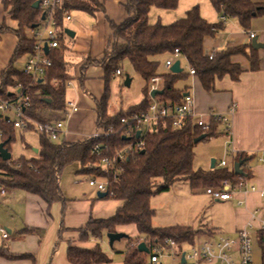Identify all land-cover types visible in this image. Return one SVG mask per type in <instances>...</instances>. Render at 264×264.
Here are the masks:
<instances>
[{
    "label": "trees",
    "instance_id": "trees-1",
    "mask_svg": "<svg viewBox=\"0 0 264 264\" xmlns=\"http://www.w3.org/2000/svg\"><path fill=\"white\" fill-rule=\"evenodd\" d=\"M181 0H126L124 7L128 19L121 25L112 24V38L106 49L105 56L100 63L90 62L89 65L99 66L104 70V93L101 101H97V129L108 130L115 128L122 130L121 119L133 113L147 112L152 97L149 96L150 81L154 78L162 79V95L157 100L162 104L177 105L183 95L189 90L186 85L191 77L188 70L174 75L165 69V62L179 50L182 57L179 62H186L188 67L194 68L195 77L200 80L205 92L213 90L217 81L229 76L234 82L240 81L243 73L241 67L232 63V58L244 55L251 63V71L260 68L258 50L250 48H236L221 50L210 56L203 50L207 37H214L217 32L225 28L228 21H237L243 31L249 32L255 19L264 18V0H209L210 4L220 17L218 24H213L201 15L199 7L191 9L184 18L174 24L152 25L149 21L152 10L173 12L179 8ZM39 0H1L7 16L17 22L15 32L19 44L8 67L1 75L0 99L17 102L25 95L29 96L32 107L26 111V116L37 123H57L62 121V114L66 111V90L69 83L67 64L65 62V20L73 13L87 14L96 17L105 10L99 0H63L61 10L57 11L55 20L60 31V48L49 52L51 67L46 76L40 81L33 82L24 71L16 69L17 63L27 57L35 45L30 36L33 27L42 22L44 11L34 6ZM10 31L0 28V37ZM127 63L135 73L146 83L143 91L145 100L128 111H122L117 116L109 113L111 100V85L116 71L122 70ZM83 71L85 70L82 68ZM181 85H186L183 88ZM22 87V91L18 90ZM20 95V96H19ZM48 111V113L46 112ZM212 130L204 134L192 126L174 131L172 128L161 131L158 135L144 138L145 149L136 152L129 160L122 163L117 178L113 172L103 173L100 167V158L94 153L97 145L102 147L103 156H113L118 150L126 147L131 141L124 140L121 135L110 137L103 141L89 140L85 142L49 143L43 137L40 142V152L37 159L17 162H4L0 158V172L9 183H4L7 189H17L41 198L50 208L54 204L65 200L60 191L59 179L61 172L74 163H79L82 170L79 175L106 178L109 182V192L106 199L121 203L122 206L115 216L106 220H90L83 230L79 231L80 241L90 243L91 239L102 240L106 234H116L121 227H134L139 239H145L152 245L164 243L167 239L173 240L178 247L195 245L201 232H194L190 228H168L159 230L154 228L155 211L151 207V200L155 195L165 193L180 182H187L195 189L221 188L229 181L238 184L251 178L244 169L248 160L240 155L233 164L244 162L242 170L245 176L238 177L235 170L215 168L207 171H193L195 162V140L201 136L216 138L219 125L212 124ZM14 125H8L0 118V132L5 149L10 153L11 145L15 140ZM25 130H33L26 127ZM250 160V159H249ZM157 189V190H156ZM62 232V230H61ZM211 235V234H209ZM131 239L129 236L127 237ZM261 246V260L264 264V231L257 235ZM132 243L128 246L123 264H146L148 255L143 254ZM70 264H110L107 254L97 245L94 249L85 250L74 247L71 243L68 248ZM0 258L15 261L22 257L10 253L9 245L0 238Z\"/></svg>",
    "mask_w": 264,
    "mask_h": 264
},
{
    "label": "crops",
    "instance_id": "crops-1",
    "mask_svg": "<svg viewBox=\"0 0 264 264\" xmlns=\"http://www.w3.org/2000/svg\"><path fill=\"white\" fill-rule=\"evenodd\" d=\"M203 18L206 19L205 17ZM208 21L213 24H218L221 19L217 16L214 22ZM70 23L64 22L65 29H67V25ZM18 26L17 22L7 16L0 0V28L5 27L10 30L7 34L0 37V83L1 75L8 67L19 44V40L15 34ZM251 33L256 35L255 39L250 38ZM105 36L103 37V44L106 46L108 37ZM75 37L76 35L74 34ZM253 42H256L258 46L257 50L260 63L258 71H251V63L248 59L244 55H237L231 60L233 64H238L243 71L240 77L241 80L237 83L229 76H225L222 80L215 83L212 91L205 92L200 80L192 76L186 85L189 88L187 93L195 97V111L201 116H208L210 112H216L222 115L227 114L230 108L235 106L236 113L232 117L233 126L231 138L225 135V128L223 126H219L217 131L219 135L223 136L216 138L225 139L226 145L229 143V139L233 141L236 156L228 155L226 153V147L225 154L234 160L240 155H245L248 162L244 169L251 175L250 179L245 180L246 184L249 187H255L258 190L264 191V164L260 162L264 157V18L255 19L252 22L249 32L243 31L236 20L228 21L223 30L217 32L214 37H207L205 39L203 50L205 55L208 56L221 52V50L236 48H247L249 53ZM91 47L92 43L90 47L86 48L88 56L85 58L84 65L80 68V76L82 74L81 84L85 89L84 93L87 92L90 95H92L91 91L86 88V82H84L83 77L85 72L96 68L94 65H89L88 63L98 62L97 57H93V48ZM184 65H186L185 70H188L186 62H184ZM180 66L183 68V62H180ZM82 68L85 70L83 71ZM69 73L68 69V75ZM186 85H181L180 87L183 88ZM103 93L101 92L99 94L96 102L101 101ZM141 97V100L137 102L128 98V100L124 101V105H121L117 101L118 98H112L111 96L109 103L110 115L117 116L122 111H128L132 107L138 106L145 100L144 95ZM67 105L68 102H66V111L63 113V116H66V118L62 122L65 124V129L69 131L67 130L68 134L62 140L71 144L83 142L82 140L75 139L80 137L82 132L79 133V130L73 129V126L76 122H80V128H84L85 122L91 116L88 114H79L80 109L78 113L70 114ZM96 107L94 108L95 116L93 117L95 129H97ZM46 112L48 113V111ZM39 152L40 150L36 153V158L39 157ZM220 163H217V165ZM80 167L77 170L78 174L82 170ZM81 176L83 179H87L84 175ZM8 192L6 197L0 198V227L8 235L9 239L5 242L10 247V253L22 258L16 259L15 261L0 258V264H70L68 259L70 243L74 247L85 250L94 249L98 243L96 239H91L90 243L81 242L79 240V231L85 229L91 219L106 220L114 217L118 209L122 206L121 203L106 198L100 200L98 199V194L90 190L84 193L79 192L77 197L69 200L64 199L65 201L63 203L54 204L51 208L47 206L45 201L33 194L25 193L17 189H8ZM241 199L247 200V208L249 211L264 208V199L260 197L259 192L249 193L247 195L242 192L237 193L231 201L223 202L224 204L230 202L234 205V216L237 218L231 232V235L234 236L236 235V228L241 223L237 216L240 212L237 204ZM254 225L258 230V222ZM124 228L126 227L118 229L117 233L126 234ZM129 234L132 238L138 237L134 227L129 231ZM255 235H258V232ZM212 237L209 238L211 239ZM0 238L3 239L1 234ZM101 250L109 256L111 260L110 264H115V258L111 253L109 254L107 246L101 247ZM119 264H123V261Z\"/></svg>",
    "mask_w": 264,
    "mask_h": 264
},
{
    "label": "rangeland",
    "instance_id": "rangeland-1",
    "mask_svg": "<svg viewBox=\"0 0 264 264\" xmlns=\"http://www.w3.org/2000/svg\"><path fill=\"white\" fill-rule=\"evenodd\" d=\"M99 1L103 4L105 10L100 12L96 17H91L84 13L72 14L73 20L71 23L69 22L70 24L67 25L66 30L73 32L76 35L75 38L71 39L68 36H61V38L65 40V61L66 64H68L70 72V79L65 97L66 102H76L81 110L79 114H88L91 116L85 122L84 128H80V122H76L73 126V129L79 130V133L82 132L80 137L75 139L79 141L82 140L83 142L87 141L88 137L98 132V129H95V122L93 119L95 116L94 108L97 103L96 98L101 92H104L105 88V84L102 83L104 70L99 66H95L96 68H93L89 72H85L83 77L84 82H86V88L91 91L92 95L87 92L84 93L85 89L81 84L82 74L80 76V68L84 65L85 58L88 56L86 48L90 47L92 43L91 48H93V57H97V61L100 63L105 56L104 52L109 46L110 38H112V24L119 26L128 19V13L124 7L126 0ZM179 5L180 7L173 12L152 10L149 17L150 23L152 25L160 23L163 25L174 24L179 19L184 18L186 14L195 7H199L202 16L210 21L214 22L218 16L209 0H182ZM100 36H102V38H100ZM104 36L108 37L106 46L103 44ZM25 62L26 58L20 60L16 65V69L23 72ZM185 69L186 65H184L183 61V70L185 71ZM122 72L123 76H116L112 81V98H118L117 101L119 104L121 103V105H124V101L128 100V98H131V100L135 102L141 100L143 91L146 88V83L128 64L122 65ZM127 78L132 80L130 88L125 87ZM63 117L66 118V116H62V118ZM5 118L12 122H20L14 112L8 113ZM13 131L15 140L11 145L10 162H17L21 159L26 161L31 158L37 159L36 151L41 149L40 142L42 136L37 131L33 130L14 129ZM2 137V132H0V144L3 142ZM225 147L226 140L222 138H209V141L205 140L204 142L196 144L194 149L196 158L193 171H208L213 161L220 163L222 160L226 159L228 168L232 169V167H234L233 158L225 154ZM80 166L79 163H74L72 166L64 169L59 175L60 191L64 199L69 200L77 197L79 192H88L81 186L85 179L77 172ZM10 181L11 180H8L7 177L4 176V173L0 172V182L6 189L7 186L4 183H9ZM206 191L207 189L193 190L189 186V183L180 182L174 185L170 191L155 195L150 202L152 209L155 211V219L153 221L154 228L166 230L168 228L184 227L190 228L194 232H201V235H199L195 241L196 246L210 241L209 237L212 236L214 237H212L211 240L216 241L221 237L236 238V235H231L232 229L237 221L236 216H234L233 203L228 202L224 204L223 202H217L212 197L208 196ZM131 229H133V227L124 228L126 235L131 239L125 238L121 240V242L116 243L112 248L109 246L107 234L104 235L102 240H98L97 245L100 247L107 246L109 254L111 253L115 258V264L124 261L128 251L127 248L131 243L132 247H136L137 244L149 243L145 239L138 240V237L132 238L129 234ZM212 233L213 235L210 236L209 234ZM191 246L192 245H184L182 248L177 246L175 251L178 256L182 257V253L190 250L192 248ZM252 246L254 264H262L261 246L259 245L257 235L253 237ZM170 262L175 264L172 260H170Z\"/></svg>",
    "mask_w": 264,
    "mask_h": 264
},
{
    "label": "built area",
    "instance_id": "built-area-1",
    "mask_svg": "<svg viewBox=\"0 0 264 264\" xmlns=\"http://www.w3.org/2000/svg\"><path fill=\"white\" fill-rule=\"evenodd\" d=\"M63 0H39V7L44 11V21L38 25L37 28L32 29L30 36L35 40V45L32 48L29 55L26 57L24 64V73L29 76L35 83L43 79L48 69L51 67V61L49 55L45 54V47L49 52L60 48L59 36L60 31L58 24H56L55 16L57 11L61 10ZM72 20V16L68 15L65 22L69 23ZM67 37L66 33L64 34ZM250 38L255 39L256 35L251 33ZM182 55L179 50L173 56H169L165 62V69L171 72L176 62L181 59ZM214 55L210 56L212 59ZM182 68V67H181ZM188 71L192 76L196 75L194 68L188 67ZM116 76H123L122 70L116 71ZM70 85V84H69ZM163 81L159 78L151 79L149 96L153 92L162 91ZM70 87V86H69ZM21 92L23 89L19 87ZM20 96V95H19ZM183 99L177 105L173 104H161L157 98L153 99L145 113H133L132 115L121 119L122 130H116L110 128L108 130L102 129L94 135L88 137L89 140H106L113 136L121 135L128 141L136 138L140 134L139 138L131 141L129 145L118 150L113 156H103L104 152L102 147L97 145L94 148V153L99 157L100 167L103 173H112L117 178L120 165L129 160L134 153L145 149V143L142 141L144 138L152 135H158L161 131L172 128L174 131H178L188 127L190 124L192 128L201 130L204 134L209 133L212 130V124H217L225 128V135L231 138L232 134V117L236 113L235 106L230 108L227 114H219L216 112H210L208 116H201L195 111V97L190 93L183 95ZM32 107V103L28 95H25L17 102L12 100L0 99V118L4 120L8 125L13 124L16 130L26 129V127H32L33 131H37L47 142L56 144L61 141L64 136L68 134L65 129V124L62 121L57 123H37L26 116V111ZM67 109L70 114H76L79 112V107L76 102H70L67 105ZM14 112L17 119L20 122H12L5 118L8 113ZM229 143L226 145V153L236 156V152L233 147V141L229 139ZM264 164V157L260 160ZM228 163L226 160L222 161L218 167L225 168ZM82 188L87 191H94L97 194H104L109 192V182L106 178L100 179L97 177H89L82 183ZM221 188L207 189L206 193L217 202L231 201L235 194L259 192L260 197L264 199V191L258 190L255 187H249L245 181H241L238 184L232 182H225ZM8 189L0 182V198H4L8 195ZM240 212L237 214L241 223L236 228V238H225L211 240L203 243L200 246L193 245L190 250L184 251L182 257L176 253L177 244L167 239L164 243L158 245H152L146 243L147 249H149L148 261L146 264H184L182 259L185 260V264H254L253 261V237L257 232L264 231V208L257 209L256 211H249L247 208V200L241 199L237 204ZM259 224L258 230L255 227V223ZM0 234L4 241H7L8 235L3 228L0 227Z\"/></svg>",
    "mask_w": 264,
    "mask_h": 264
},
{
    "label": "water",
    "instance_id": "water-1",
    "mask_svg": "<svg viewBox=\"0 0 264 264\" xmlns=\"http://www.w3.org/2000/svg\"><path fill=\"white\" fill-rule=\"evenodd\" d=\"M35 9H38L39 8V2L34 6ZM44 17L42 19V21H44ZM37 28L36 27H33V29ZM66 35L70 38H74V33L71 32V31H66ZM253 45V48H255L256 50L258 49V46L256 44V42H253L252 43ZM45 54L46 55H49V50L47 47H45ZM181 72V66H180V62L177 61L176 64L174 65V67L171 69V73L176 75L178 73ZM125 87L126 88H130L131 87V80L129 78L126 79L125 81ZM163 92H153L151 93V97L153 99L157 98V96H161ZM140 137V134L137 135L136 138H139ZM124 140H127V139H124ZM206 140V136H201L199 137L198 139L195 140V144H199L201 142H204ZM36 153H38V151H36ZM0 158L4 161V162H10L11 160V154L5 149L4 145L3 144H0ZM244 165V162L243 161H240L239 163L235 164L234 165V170H235V174L236 176L238 177H243L245 176L244 174V170H242V166ZM215 168V161L212 162V166H211V169H214ZM98 199L100 200H104L105 198H107L108 196V193H104V194H98ZM108 235V240H109V245L110 247L112 248L114 246L115 243H118V242H121V240L125 239L128 237V235L126 234H107ZM138 249L140 250L141 253L143 254H146L148 255L149 254V249H147L146 245L145 244H140L138 246ZM182 263L185 264V260L182 259Z\"/></svg>",
    "mask_w": 264,
    "mask_h": 264
}]
</instances>
